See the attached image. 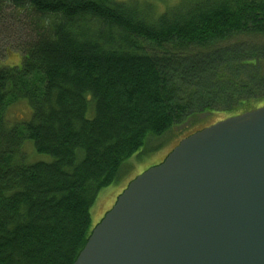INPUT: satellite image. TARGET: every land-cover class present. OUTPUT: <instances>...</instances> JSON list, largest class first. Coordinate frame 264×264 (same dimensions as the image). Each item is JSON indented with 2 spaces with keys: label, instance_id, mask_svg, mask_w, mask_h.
<instances>
[{
  "label": "trees",
  "instance_id": "obj_1",
  "mask_svg": "<svg viewBox=\"0 0 264 264\" xmlns=\"http://www.w3.org/2000/svg\"><path fill=\"white\" fill-rule=\"evenodd\" d=\"M6 4L33 34L19 64L0 65V264H73L99 191L135 152L194 115L264 105V0ZM19 99L31 115L10 122Z\"/></svg>",
  "mask_w": 264,
  "mask_h": 264
},
{
  "label": "water",
  "instance_id": "obj_2",
  "mask_svg": "<svg viewBox=\"0 0 264 264\" xmlns=\"http://www.w3.org/2000/svg\"><path fill=\"white\" fill-rule=\"evenodd\" d=\"M73 264H264V105L132 179Z\"/></svg>",
  "mask_w": 264,
  "mask_h": 264
},
{
  "label": "rangeland",
  "instance_id": "obj_3",
  "mask_svg": "<svg viewBox=\"0 0 264 264\" xmlns=\"http://www.w3.org/2000/svg\"><path fill=\"white\" fill-rule=\"evenodd\" d=\"M160 11H165L169 4H174L176 0H154ZM173 6V5H171ZM31 15L27 11H21L13 5L6 4L0 10V65L19 64L22 60V52L18 48V44L26 40L33 34L31 30ZM31 115V107L24 99L13 102L5 112L6 118L12 120L27 118ZM226 116L225 112L213 111L192 116L191 123H182L176 125L170 130L165 137L164 145L158 150L145 152L141 149L135 152L128 160V167L125 175L118 182L102 188L94 204L91 207L92 228L104 217L105 213L112 208L117 196L127 187L129 182L137 175L144 172L149 167L156 165L164 160L175 145L185 137L189 132L213 124ZM32 143L31 141H27ZM26 143L24 151L32 157V159L50 160L52 157L46 153H37L34 151L33 145ZM158 143V142H155ZM154 143V144H155Z\"/></svg>",
  "mask_w": 264,
  "mask_h": 264
}]
</instances>
